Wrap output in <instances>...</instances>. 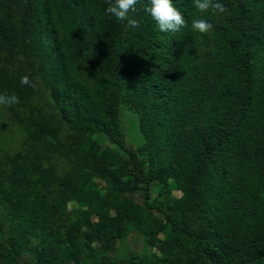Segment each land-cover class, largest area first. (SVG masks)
Wrapping results in <instances>:
<instances>
[{"label": "trees", "instance_id": "obj_1", "mask_svg": "<svg viewBox=\"0 0 264 264\" xmlns=\"http://www.w3.org/2000/svg\"><path fill=\"white\" fill-rule=\"evenodd\" d=\"M220 2L227 14L173 0L187 26L172 34L143 11L149 0L137 5L138 28L106 15L105 0H0V94L21 100L7 107L18 149L0 150L10 182L0 183V264L29 249L20 264H70L64 246L86 257L91 243L116 238L126 214L151 232L150 257L87 264L264 261V0ZM193 19L214 28L193 31ZM122 100L137 115L135 149L121 137ZM69 131L101 134L122 154ZM34 157L100 179L105 199ZM125 192H139L142 206L120 205Z\"/></svg>", "mask_w": 264, "mask_h": 264}, {"label": "rangeland", "instance_id": "obj_2", "mask_svg": "<svg viewBox=\"0 0 264 264\" xmlns=\"http://www.w3.org/2000/svg\"><path fill=\"white\" fill-rule=\"evenodd\" d=\"M27 67V66H26ZM30 76L34 79L36 83L39 82L38 75L34 71H29ZM130 101H121L119 105L118 112V125L123 140V144L127 148L135 149L140 142V136L137 131V115L131 110ZM88 112V111H87ZM70 134L82 135L87 139V142L98 150L111 151L114 154H122V151L112 145L106 138L101 134H97L90 131H79V132H66L65 136ZM20 140V130L14 118V114L7 107H0V150H16L18 149ZM2 155L0 153V183L10 185L7 178V172L3 162L1 161ZM31 162L38 164L40 167L44 168L49 175L58 176L62 174H69L74 177L85 181L87 185L95 186L99 190V194L103 199L106 197L105 184L96 177H87L86 175H77L73 170H63L58 164L48 159H42L39 157H34L29 159ZM155 188V187H154ZM14 191L16 189L14 188ZM155 190L151 192L153 196ZM174 196H178L179 192L172 191ZM123 199L134 204L142 206V196L139 192H133L128 194L127 192L120 195L119 204L123 206ZM97 203V201H96ZM75 204L73 201H68L66 204L67 210H73ZM110 214H113L112 207H110ZM126 209V208H125ZM130 214L133 212V207L127 210ZM127 215V214H126ZM124 215L123 224L124 228L116 236V238L109 244H100L98 242L91 243L90 253L83 257V254H79L78 251L72 250L67 246L61 249V253L64 258L70 262V264H87L90 263L94 257L97 256H108L111 261L118 262L128 255V253L133 252L139 256L140 262L143 263L147 260L154 248L148 243V238L151 234L148 230H143L138 226L137 222L133 221V218ZM144 215V214H142ZM92 219H95L91 215ZM161 236V235H159ZM33 249L25 250L17 259L20 264L27 258L33 257ZM264 264V261L261 263Z\"/></svg>", "mask_w": 264, "mask_h": 264}, {"label": "clouds", "instance_id": "obj_3", "mask_svg": "<svg viewBox=\"0 0 264 264\" xmlns=\"http://www.w3.org/2000/svg\"><path fill=\"white\" fill-rule=\"evenodd\" d=\"M105 3L107 5L104 9L106 15L115 17L118 21H126L130 28L139 27L140 21L135 18L134 14L139 11L137 5L141 3V0H105ZM193 5L200 13L210 10L214 13L227 14L229 12V9L220 0H193ZM143 11L152 17L158 29L163 33L175 34L187 26L183 13L174 5L173 0H149V5L143 7ZM213 28L214 25L207 19L192 20L193 31L208 34ZM20 83L36 87L29 75L22 76ZM20 103V97L15 93L0 94V107H12Z\"/></svg>", "mask_w": 264, "mask_h": 264}]
</instances>
